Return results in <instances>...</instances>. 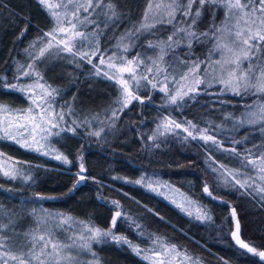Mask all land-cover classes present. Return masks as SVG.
Returning a JSON list of instances; mask_svg holds the SVG:
<instances>
[{
	"label": "trees",
	"instance_id": "1",
	"mask_svg": "<svg viewBox=\"0 0 264 264\" xmlns=\"http://www.w3.org/2000/svg\"><path fill=\"white\" fill-rule=\"evenodd\" d=\"M113 2L121 18L116 26L108 28V41L101 44V39V52L114 47L121 33L141 20L147 6V0ZM214 18L216 24L223 19L222 8L215 10ZM212 20L213 11L206 7L198 22L199 31L207 30ZM51 26L52 19L39 0H0V78H3L0 79V105L12 111L30 106L33 100L28 94V85L41 98L45 95L44 89L35 83L37 77L24 76L23 72L33 63L26 50ZM172 29V26L159 25L145 32L132 53H140L149 40L165 38ZM210 46L211 43L194 44L191 55H187L188 47L180 46L174 52L169 51L168 57L204 60ZM35 64L43 76L39 84L58 90L51 109L63 113L64 119L51 117L60 127L51 129L59 135L49 136L47 152L24 147L0 132V153L12 158L0 162V223L9 225L5 236L16 237L17 233L35 230L40 214L51 213L57 219L63 214L80 225L112 228L114 235L126 237L141 250L137 255L128 244L107 237L101 243L112 246L113 251L110 254L94 252L98 264H153L157 258L150 249L156 245L149 235L176 245L182 254L178 256V264H191L184 253L199 264H264L232 240L230 217V209L234 208L241 223V239L264 250L262 196L248 187L237 190L239 186H220L211 170L220 164L229 170L249 171L243 161L245 150L257 151L253 145L264 144V133L259 130L260 125L239 121L245 119L250 108L246 105L264 102V93L250 92L240 97L231 91L221 93L219 85H200L196 100L181 102L183 106L178 107L166 103L164 94L147 83L137 93L144 103L133 100L113 116V109L121 107L115 103L120 90L114 82L97 76L86 60L66 54L61 59L41 58ZM10 84L23 85L25 91L8 88L6 85ZM165 117L177 122L191 120L199 128L209 129L207 134L217 133L220 146L191 137L185 140L187 136L149 140L159 120ZM69 125L79 127L75 133L61 131ZM95 131H100L99 137L88 134ZM232 148L240 156L226 151ZM57 153L67 156L70 163L57 160ZM81 163L86 169L83 173L86 180L73 189ZM12 166L23 175L16 178L5 175ZM144 177L184 196L194 209L188 212L190 217L181 213L165 194L138 186L137 181L140 183ZM205 184L212 196L204 192ZM201 208L211 215V221L196 219ZM116 211L122 216L112 227Z\"/></svg>",
	"mask_w": 264,
	"mask_h": 264
},
{
	"label": "snow or ice",
	"instance_id": "2",
	"mask_svg": "<svg viewBox=\"0 0 264 264\" xmlns=\"http://www.w3.org/2000/svg\"><path fill=\"white\" fill-rule=\"evenodd\" d=\"M39 3L50 10V14L53 17V27L50 31L45 32L44 36L37 38L39 44L42 45L39 48V56L29 54L33 63L27 65L28 70L24 71L23 75L27 77L35 75L37 77L35 83L41 89H44L45 95L41 98V104H36L35 100L32 101V104L40 108L41 113L47 114L48 117L58 116L59 121H63L64 119L63 113H55L51 109L54 95L58 94V90H49L50 86L45 88L44 84H39L43 76L37 70L35 61L45 58V54L50 53L53 48H56L57 52L63 51L71 54L73 57L78 55L80 59L87 60L88 63H93L92 57L100 53V64L107 63L108 69H115V72L110 73L105 71L103 73L108 79L115 80L121 89V96L115 101L121 107L119 109H113V116L116 115L117 110L123 111L133 100H140L141 103H144L141 97L134 94L136 88L140 87L142 80H146L152 84L154 89L157 88L158 85L153 80H156L160 75L164 76L163 82L165 86L160 88V91L164 93V99L168 104L177 105L178 107L186 104L188 100H196V96L198 95L196 86L199 85L211 87L213 83H219L224 85L221 93L231 91L234 95L240 97L250 92L264 93V0H147V6L141 20L121 33L117 38L115 47L120 49L122 53L131 51L136 46V42L140 37L145 32H151L155 29L157 24L172 25V33L168 35L166 40L158 39L156 41H148V48L154 51L159 49V52L153 57H146L144 53H137L136 56L128 59L121 53L114 52L107 60H105L101 53L98 38L104 34L103 29L100 28L101 23H103V28H111L116 26V21L121 18L120 13L117 11V5L113 0H83V2L81 0H60V3L56 5L51 4L49 0H39ZM196 5L198 7H195L193 11ZM206 7L213 11V20L209 24V28L201 32L198 29V22ZM218 8H223L225 12L224 20L220 24H216L214 18L215 10ZM52 9H62V11H54ZM97 9L100 11H97ZM82 12L87 15L82 16ZM93 12L96 13L97 19L89 18ZM177 14L180 15L179 19ZM101 16L104 17L103 21L98 19ZM150 20L154 21V23L149 22ZM233 20L234 23L232 22ZM241 21H243V27H241ZM88 24L95 25L96 30L92 33L79 30L80 27H86ZM58 34H64V36L60 37ZM44 37H49L50 39L45 41ZM90 37L95 40L94 44L90 40ZM83 41H89L92 49L90 54L89 52L78 50L80 43ZM185 43L189 49L187 55H191V49L194 44L211 43L212 47L208 49V55L204 60L197 58L195 61H185L175 55H173L172 61L165 60V56L168 55L169 51L174 52L175 48ZM60 45H63V47H59ZM30 47L36 48L37 43L34 42ZM214 54H218L220 59H214ZM148 61L151 63H148ZM245 62H247L246 67H244ZM164 65L167 67H163ZM201 65H205V67L201 69ZM141 66L148 73L155 72V75L151 78L148 75H142L138 78L137 69ZM93 67L96 68V74L99 75L102 69L96 64H93ZM168 68H171L170 72ZM181 68H186L187 71H181ZM124 73H128L129 78H125L123 76ZM190 75L194 77V86H190L187 88V91H184L183 88L185 85L180 82L187 81ZM170 76L173 78V83L180 84L179 88L173 89L168 86ZM176 76H179V80L175 79ZM16 78L18 79L19 77ZM131 81L136 82L133 88H130ZM6 86L13 90L25 91V86L23 85L10 84ZM26 87L30 90L32 85ZM245 107L251 106L246 105ZM11 111V109L0 105V112ZM17 112L20 114L19 119L27 122L23 124L17 123V132L19 133L21 130L28 131V124H31L33 133L32 144L44 147L36 139L35 133L37 132L45 133V135L41 136L42 140H47V137L51 135H59V132L51 131L53 128L60 127L59 122H53L51 118L46 119L45 115L38 116L33 107L30 106L27 110H17ZM245 117L239 123H247L250 125L259 123V130L264 133V103L259 105L258 111H249L245 114ZM12 123L9 120V128L12 127ZM45 124H49L50 127L45 128ZM185 124L187 127L184 126ZM173 126L175 129L183 128V131L187 133L185 140L188 137H191L193 140L197 139V135L192 131L195 130L199 134V138L205 143L211 141L217 147L220 146V141L215 136L207 134L209 129H201L191 120L177 122L165 117L164 121L158 125V130L160 128L164 130L163 132H159V135L162 136L167 132H172ZM77 127L79 125L75 127L69 125L67 128H61V131L75 133ZM219 127L221 126H217V128ZM88 134L99 137L100 131L90 132ZM4 135L8 138L15 139L7 129L4 130ZM24 139L25 143L22 146L31 147L32 144L27 143V137H24ZM156 139V135L149 137V140L152 141ZM233 142L240 143L241 141ZM156 146L158 147L159 145ZM253 148L257 151L254 152L253 149L245 150L246 155L243 157V161H246V166L251 165L260 174L258 176L259 179L264 180V144H254ZM226 151L240 156V153L235 148L226 149ZM55 158L63 161L65 164L70 163L67 156L62 153H57ZM220 167L225 169L227 175L233 177L234 184L232 186L235 187L238 185L239 188L237 190L244 189L246 186L248 188L252 187L249 180L242 181L238 178L240 175L239 170H229L224 165H220ZM85 171L84 164L81 163L79 172L77 173L78 180L73 184V189L77 187L80 181L86 180V176L83 175ZM213 171L215 172L217 169L213 168ZM4 174L11 175L13 178H16L18 175H23L15 166H12L11 171H6ZM25 178L28 179L29 177ZM225 183L227 184V181ZM257 188H259V185H257ZM203 190L209 196H212L207 184H205ZM260 190L264 191V189ZM213 198L215 199V197ZM261 199L264 200V197H261ZM113 203L119 207L118 202L113 201ZM45 215L49 220L56 219V216L51 213H46ZM121 216L122 213L120 211L115 212L112 217V227H115L118 218ZM231 216L235 222V230L231 231V236L236 244L243 249H247L249 253L258 256L261 261H264V250L250 246L241 239V223L235 209L232 210ZM196 219L211 221L212 217L206 210L201 208L198 210ZM71 220L72 217L60 214L59 223L55 227H61ZM80 223L83 224L84 222L81 221ZM8 226V224L0 223V264H74L76 257L72 250L77 247L76 238H69L71 242L56 239L55 232L49 227L47 221L43 219L38 220L35 230L23 234L17 233L16 237L4 235V231ZM136 227L139 228L140 225H136ZM87 230L90 233L89 236L85 237L81 235L78 237V239L83 241L79 245L81 250L91 251V243L93 241L99 243L103 242L105 238L111 237L118 243L128 244L137 255L141 252L139 246L133 245L126 237L114 235L112 228L105 230L89 226ZM37 232L41 234L37 235ZM149 239L156 245V247L150 249L157 258L153 264H172V261L167 259L168 257L182 255L177 250L176 245L168 244L162 237L149 235ZM183 255L191 264H199L198 261H192V258L187 256L186 253ZM145 258L147 259L148 257Z\"/></svg>",
	"mask_w": 264,
	"mask_h": 264
},
{
	"label": "rangeland",
	"instance_id": "3",
	"mask_svg": "<svg viewBox=\"0 0 264 264\" xmlns=\"http://www.w3.org/2000/svg\"><path fill=\"white\" fill-rule=\"evenodd\" d=\"M49 2L51 4H53V5H56V4L60 3V0H49ZM81 2H83V0H81ZM42 6L44 7V9L46 10V12L48 13L49 17L52 19V26H51V28H52L53 27V17L50 14V10L48 8H46L44 5H42ZM52 10H54V11H62V9H52ZM97 11H100V10L97 9ZM81 15L83 16V15H87V14H85V13L82 12ZM224 15H225V12H224V9H223V19L221 21L224 20ZM177 16H178V19H179L180 18V15L177 14ZM89 18L90 19H97L96 13L93 12L92 15ZM98 19L100 21H103L104 17L101 16ZM221 21L218 22L217 24H220ZM149 22L154 23V21H151V20ZM232 22L234 23V20ZM159 25H161V24H157L156 26H159ZM163 25L164 26H172L170 24H163ZM241 27H243V21H241ZM51 28L48 31H50ZM100 28L103 29V33L104 34L103 35H100L98 39H99V43H101V39H102V43L101 44H103V43H105V42L108 41L109 33H108V28H103V23L100 24ZM79 30L82 31V32L92 33L94 30H96V26L93 25V24H88L86 27H84V26L80 27ZM172 31H173V29L171 30V33H172ZM171 33H168V35H170ZM58 35L60 37H63L64 36V34H58ZM168 35L165 38L159 37V38H156V39H154L152 41H156L158 39L166 40L167 37H168ZM48 39H50V38L49 37H44V40L45 41H47ZM90 40H92V43L93 44L95 43V40L92 39L91 37H90ZM35 42L37 43V47L36 48L29 47L28 50H27V53L28 54L31 53L32 56H39V48L42 45L39 44L38 40L35 41ZM53 43H55V41H53ZM116 44L117 43L115 42L114 47H112L111 49H108L106 51H102L101 52L103 54L105 60H107L108 57L112 56L114 52H119L123 56L127 57L128 59H131L132 57H134V56L137 55V54L134 55V53H132L133 48L131 49V51H129L127 53H122V51L120 49H117L115 47ZM181 46L182 47H187L186 46V43L185 44H181ZM59 47L62 48L63 45H60ZM211 47H212V45L210 46V48ZM88 48H91V45H90L89 41H83V42L80 43V46H79V49L78 50L79 51L89 52L90 49H88ZM146 49L145 50H142L140 52V53H144L146 57H153V56H155L159 52V49H156L154 51L153 49L148 48L147 45H146ZM89 53H91V52H89ZM66 54H69V53H66V52H63V51L57 52V49L56 48H53L50 53H46L45 54V58H49V59L60 58L61 59ZM207 55H208V52H207ZM167 57H168V55L165 56V60L166 61H172L173 56L168 57V58ZM213 58L214 59H220V56L218 54H214V57ZM92 61H93V63H89V64H90L92 70L94 71V73L96 74V68L93 67V64H96V65H98L102 69L101 73L99 75H97V74L96 75L97 76H100L102 78H105L107 80H110L107 77H105L103 73L105 71H108L110 73L111 72H115V69H111V70L108 69L107 63L106 64H103V65L100 64V53H98L97 56H93L92 57ZM148 63H151V62L148 61ZM246 66H247V62H245V64H244V67H246ZM163 67H167V66L164 65ZM204 67H205V65H201V69H203ZM168 71L170 72L171 71V68H168ZM181 71H187V69L186 68H181ZM117 75L119 76L118 73H117ZM142 75H148L151 78L152 76L155 75V72L148 73V72H146L145 68L143 66H141V67H139L137 69V76L139 78ZM123 76L125 78H129V74L128 73H124ZM175 79L176 80H179V76H176ZM172 80H173V78L170 76L169 77L168 86L171 87V88H173V89L179 88L180 87V84L173 83ZM110 81H112V82H114L116 84L115 80H110ZM163 81H164V76L163 75H160L156 80H153V82L154 83H157V85H158L157 88H155V90L161 92L160 91V88L165 86V84H164ZM135 83H136L135 81H131L130 88H133L135 86ZM147 83L148 82L146 80H142L140 87L139 88H136L134 94L137 95L138 90L141 87H144V86H147L148 84H150V83H148V84ZM180 83L185 85V87L183 88V90L184 91H187V88L188 87L194 86V77L190 75L187 81H181ZM212 85H219L222 88L224 87V85L219 84V83H213ZM116 86L119 88V90H120V96H121L120 86L117 85V84H116ZM199 86H196V87L198 88ZM28 94L32 98V100H35L36 101V104H41L42 103L41 96L39 95V92H36L34 90H29L28 91ZM262 103H264V102H257L255 105L251 106L248 109L247 112H249V111H258V107ZM30 106L33 107L35 113L38 116L39 115H45L46 119L51 118V117H48L47 114L41 113L40 108L36 107V105L31 104ZM30 106H28L24 110H27ZM19 115L20 114L17 111L0 112V132H3L4 133V130L7 129L11 133V135L15 137L16 141H18V143H20L21 145H23L25 143L24 137H27V143L32 144V135H33V133H32V125L31 124H28V131L25 132V131L21 130L19 133L17 132V127H16V124L17 123H21V124L27 123L26 121L20 120L19 119ZM258 115H259V113H258ZM9 120H11L13 122L12 123V127H10V128L8 127ZM163 121H164V119L159 120V122L157 123V126L155 127V129L152 132V136L153 135H156L157 136V139L159 137H162V136H164V137H167V136H187V133L183 131V128H181V129H175L174 126H173V131L172 132H167V133H165L162 136L159 135V132H163L164 131L163 128H160L158 130V125H160ZM257 125H260V124L257 123ZM44 126H45V128H49L50 127L49 124H45ZM184 126L187 127L186 124ZM232 126L230 125V127H232ZM192 131L194 132V134L197 135V140L198 141L200 140V141L204 142L203 140H201L199 138V134L196 133L195 130H192ZM35 135H36V139L40 141V145H44V147H40L39 145L32 144L31 148L34 149V150H36V151L47 152L49 136L47 137V140H42L41 139V136L45 135V133L37 132V133H35ZM213 136H215L216 139L219 141V139L217 138V133H214ZM207 144H212V142L209 141V142H207ZM37 148H39V150H37ZM11 159L12 158H10V157H8V156L0 153V162H2V161L3 162H6V161H9ZM17 160H19V159H17ZM21 162H26V161H22L21 160ZM248 167L250 168V169H248L249 171L248 172H246V171L240 172L241 173V176L239 175L238 178L240 180H242V181L243 180H249V183L252 185L251 189L255 193H257L258 195H260V196L263 197L264 196V191H261L260 189H264V180H261V179L258 178V176L260 174L256 170H254L251 165H248ZM213 168L217 169V171L214 172L213 171ZM211 170L213 172V175H214L217 183H219L220 186H222V187H233L232 186L234 184L233 177L227 175L226 172H225V169L220 167V164H215L212 167ZM249 177H251V179H249ZM225 181H227V184L225 183ZM257 185H259V188H257ZM138 186H141V187H143L145 189L154 191V192H156L158 194L159 193L165 194V196L168 199H170L173 204H175L177 206V208L180 210L181 213L184 212V214L186 215V217H190L188 212L194 211V209L192 208V205L190 204V202L184 196H182L181 194L177 193L174 190H170L169 188H165L164 186L159 185V182H156V180L154 181V180H151V178L144 177L143 179H140V183H138ZM236 186H238V185H236ZM193 213H195V212H193ZM184 214H183V216H185ZM39 218H40L39 220L43 219V220L47 221L49 227L54 230L55 235H56V239L58 238V240H61V241L71 242L69 240V238H76V245H77V247L72 250L73 254L76 257L74 264H98V262H97V260L95 258V253L94 252L99 251V252H104L106 254H110L113 251V247L112 246L107 245V244H104V243H101V242L97 243V242H94V241L91 243V251L81 250L79 248V245H81L83 243V241L80 240V239H78V237H80L81 235H83L85 237L89 236L90 233L87 230V228L89 226L80 225V224H77L75 222L69 221V222L63 224L61 227H55V225H57L59 223L60 218H58V219L56 218L55 220H49L48 217L45 214H42V215L40 214L39 215ZM182 218H184V217H182ZM37 235H39V234H37ZM167 259L168 260H171L172 261V264H178V262H177L178 261V256L168 257Z\"/></svg>",
	"mask_w": 264,
	"mask_h": 264
},
{
	"label": "water",
	"instance_id": "4",
	"mask_svg": "<svg viewBox=\"0 0 264 264\" xmlns=\"http://www.w3.org/2000/svg\"><path fill=\"white\" fill-rule=\"evenodd\" d=\"M234 208H231L230 209V217H231V219H232V216H231V213H232V210H233ZM232 225H233V230L232 231H234L235 230V222L233 221V219H232ZM231 238H232V236H231ZM232 240L235 242V240L232 238ZM235 244H236V242H235ZM238 245V244H237Z\"/></svg>",
	"mask_w": 264,
	"mask_h": 264
}]
</instances>
